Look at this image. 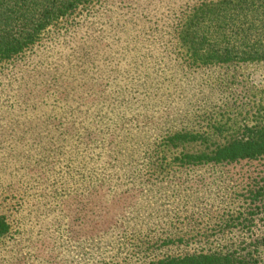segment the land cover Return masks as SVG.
<instances>
[{
	"label": "rangeland",
	"instance_id": "obj_1",
	"mask_svg": "<svg viewBox=\"0 0 264 264\" xmlns=\"http://www.w3.org/2000/svg\"><path fill=\"white\" fill-rule=\"evenodd\" d=\"M209 1L91 0L0 62V264H143L255 241L264 264V156L183 165L205 146L165 147L264 120V61L182 56L179 32Z\"/></svg>",
	"mask_w": 264,
	"mask_h": 264
},
{
	"label": "trees",
	"instance_id": "obj_2",
	"mask_svg": "<svg viewBox=\"0 0 264 264\" xmlns=\"http://www.w3.org/2000/svg\"><path fill=\"white\" fill-rule=\"evenodd\" d=\"M91 0H0V62L15 59L34 45L51 25L74 15ZM179 45L190 65L264 61V0H214L201 3L187 16ZM207 120H211L208 114ZM206 126L168 135L165 147L197 142L205 151L184 154L183 165L224 163L264 156V120L242 126L235 136ZM195 131V132H194ZM219 132V133H218ZM242 132L243 134L239 133ZM217 133V134H216ZM10 224L0 214V238ZM256 241L251 248L206 250L165 255L143 264H257Z\"/></svg>",
	"mask_w": 264,
	"mask_h": 264
}]
</instances>
